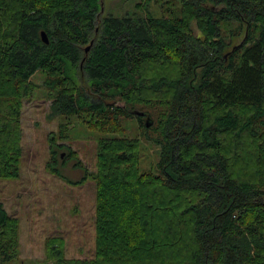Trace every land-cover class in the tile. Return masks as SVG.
Returning a JSON list of instances; mask_svg holds the SVG:
<instances>
[{
    "label": "trees",
    "instance_id": "1",
    "mask_svg": "<svg viewBox=\"0 0 264 264\" xmlns=\"http://www.w3.org/2000/svg\"><path fill=\"white\" fill-rule=\"evenodd\" d=\"M137 8L101 18V0H0V180L20 177L22 104L41 73L50 117L106 135L84 177L93 255L69 258L53 237L52 264H264V0ZM139 107H158L155 126ZM121 119L155 132L160 175L140 173L137 139L108 136ZM18 229L0 204V264L17 258Z\"/></svg>",
    "mask_w": 264,
    "mask_h": 264
},
{
    "label": "rangeland",
    "instance_id": "2",
    "mask_svg": "<svg viewBox=\"0 0 264 264\" xmlns=\"http://www.w3.org/2000/svg\"><path fill=\"white\" fill-rule=\"evenodd\" d=\"M138 3L139 0H101L100 17L144 16L145 13L137 8ZM150 9L157 11L154 6ZM32 81L35 85L33 96L22 104L20 177L0 180V204L19 222L18 255L12 264H52L46 258V242L53 237L63 238L67 257L91 258L94 252L95 185L84 177L96 171L97 143L106 135L90 130L75 118L50 117V102L45 97L42 74L36 73ZM130 111L134 116L142 113L144 121L150 120L151 128L156 125L158 107H139ZM144 113L149 117L146 118ZM119 123L118 129L108 136L137 139L140 173L160 175L159 147L153 142L155 132L151 129L144 133L135 119H121ZM64 124H67L62 128L66 129V139H57L59 125ZM50 136L55 137V145H63L58 149V154L62 153L63 157L49 167ZM67 154L70 157H66Z\"/></svg>",
    "mask_w": 264,
    "mask_h": 264
},
{
    "label": "water",
    "instance_id": "3",
    "mask_svg": "<svg viewBox=\"0 0 264 264\" xmlns=\"http://www.w3.org/2000/svg\"><path fill=\"white\" fill-rule=\"evenodd\" d=\"M42 37H43V41L46 43V38H45V36H44V34H42ZM87 51V50H86ZM135 115L136 116H138V117H142V113H135ZM150 125H151V122L148 124V122H147V120L145 121V126H146V128H149L150 127Z\"/></svg>",
    "mask_w": 264,
    "mask_h": 264
}]
</instances>
